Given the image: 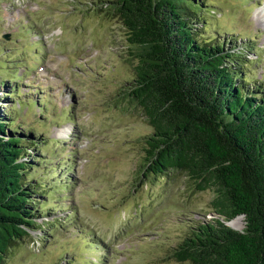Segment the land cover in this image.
<instances>
[{
	"label": "rangeland",
	"instance_id": "obj_1",
	"mask_svg": "<svg viewBox=\"0 0 264 264\" xmlns=\"http://www.w3.org/2000/svg\"><path fill=\"white\" fill-rule=\"evenodd\" d=\"M198 3L197 39L242 48L264 86V0ZM110 5L0 0V118L36 141L25 177L41 187L37 224L3 264H190L174 249L216 216L184 171L142 175L152 127L126 94L136 59Z\"/></svg>",
	"mask_w": 264,
	"mask_h": 264
},
{
	"label": "trees",
	"instance_id": "obj_2",
	"mask_svg": "<svg viewBox=\"0 0 264 264\" xmlns=\"http://www.w3.org/2000/svg\"><path fill=\"white\" fill-rule=\"evenodd\" d=\"M111 4L136 59L126 94L152 127L142 138V175L182 170L196 190L214 192L216 216L193 225L173 256L190 264H264V86H250L243 49L197 39L198 0ZM7 124L0 118V264L37 224L41 188L25 177L37 160L27 142L36 141ZM236 215H243L241 230L226 224Z\"/></svg>",
	"mask_w": 264,
	"mask_h": 264
},
{
	"label": "bare ground",
	"instance_id": "obj_3",
	"mask_svg": "<svg viewBox=\"0 0 264 264\" xmlns=\"http://www.w3.org/2000/svg\"><path fill=\"white\" fill-rule=\"evenodd\" d=\"M264 13V12H263ZM241 218H243L242 216H238L234 219H231L230 224L233 225L234 227H239L240 224H242Z\"/></svg>",
	"mask_w": 264,
	"mask_h": 264
},
{
	"label": "water",
	"instance_id": "obj_4",
	"mask_svg": "<svg viewBox=\"0 0 264 264\" xmlns=\"http://www.w3.org/2000/svg\"><path fill=\"white\" fill-rule=\"evenodd\" d=\"M229 221H230V220L226 221V224L229 225V226H231L230 223H229Z\"/></svg>",
	"mask_w": 264,
	"mask_h": 264
},
{
	"label": "clouds",
	"instance_id": "obj_5",
	"mask_svg": "<svg viewBox=\"0 0 264 264\" xmlns=\"http://www.w3.org/2000/svg\"><path fill=\"white\" fill-rule=\"evenodd\" d=\"M241 216H243V215H241Z\"/></svg>",
	"mask_w": 264,
	"mask_h": 264
}]
</instances>
